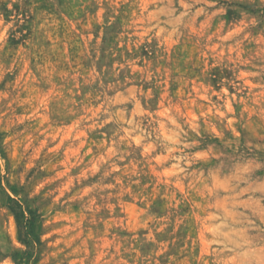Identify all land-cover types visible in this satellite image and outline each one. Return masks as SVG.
I'll list each match as a JSON object with an SVG mask.
<instances>
[{
	"label": "rangeland",
	"instance_id": "1",
	"mask_svg": "<svg viewBox=\"0 0 264 264\" xmlns=\"http://www.w3.org/2000/svg\"><path fill=\"white\" fill-rule=\"evenodd\" d=\"M0 264H264V0H0Z\"/></svg>",
	"mask_w": 264,
	"mask_h": 264
}]
</instances>
